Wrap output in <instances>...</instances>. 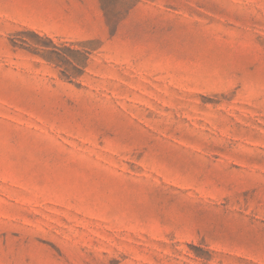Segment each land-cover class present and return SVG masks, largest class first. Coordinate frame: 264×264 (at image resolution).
Wrapping results in <instances>:
<instances>
[{
  "label": "rangeland",
  "instance_id": "374dc122",
  "mask_svg": "<svg viewBox=\"0 0 264 264\" xmlns=\"http://www.w3.org/2000/svg\"><path fill=\"white\" fill-rule=\"evenodd\" d=\"M18 2L0 264H264V0H58L48 31Z\"/></svg>",
  "mask_w": 264,
  "mask_h": 264
},
{
  "label": "crops",
  "instance_id": "0c3cea01",
  "mask_svg": "<svg viewBox=\"0 0 264 264\" xmlns=\"http://www.w3.org/2000/svg\"><path fill=\"white\" fill-rule=\"evenodd\" d=\"M58 0H19L13 7V14L40 30H55L62 23L58 21L60 8Z\"/></svg>",
  "mask_w": 264,
  "mask_h": 264
}]
</instances>
